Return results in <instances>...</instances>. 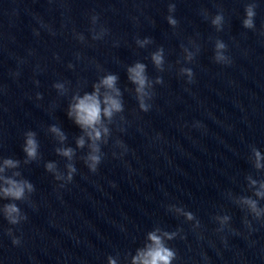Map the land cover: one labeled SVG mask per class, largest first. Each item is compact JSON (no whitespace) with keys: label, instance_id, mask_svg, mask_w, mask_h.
Masks as SVG:
<instances>
[{"label":"water","instance_id":"obj_1","mask_svg":"<svg viewBox=\"0 0 264 264\" xmlns=\"http://www.w3.org/2000/svg\"><path fill=\"white\" fill-rule=\"evenodd\" d=\"M248 2L0 0V156L23 161L28 130L37 133L41 153L39 160L20 168L36 191L31 203L17 201L28 216L15 226L22 236L19 246L5 233L10 225L0 216V264H107L110 254L117 264H131L157 224L169 231L184 229L186 239L169 242L178 253L174 264H264V225L254 222L256 230L249 235L244 212L227 196L229 191L251 194L246 191L248 173L264 176L249 160L250 146L264 152V0H257L255 29L242 25ZM169 3L176 4L175 29L166 19ZM93 10L109 29L100 41L91 40ZM220 11L225 23L218 32L211 17ZM74 29L88 37L86 44L74 38ZM137 37H152L154 43L139 48ZM217 38L228 45L230 65L213 59ZM192 39L200 51L187 62L180 45L195 51ZM161 45L164 72L150 59ZM137 60L148 66L150 77L164 80L155 86L153 107L146 113L128 91L134 86L126 67ZM181 66L193 68L194 83L179 75ZM101 68L119 76L126 130L113 126L96 173L78 158L87 150H78L77 173L60 187L63 182L45 169L48 161H57L62 171L66 163L56 154L58 143L48 127L59 125L73 147L80 129L67 116L71 92L59 96L53 84L71 81L73 89L81 84L92 91L104 74ZM37 92L43 99L36 98ZM117 138L128 146L122 157L112 155L122 151L113 147ZM169 204L192 211L201 228L170 212ZM218 213L231 215L238 232H216Z\"/></svg>","mask_w":264,"mask_h":264},{"label":"clouds","instance_id":"obj_2","mask_svg":"<svg viewBox=\"0 0 264 264\" xmlns=\"http://www.w3.org/2000/svg\"><path fill=\"white\" fill-rule=\"evenodd\" d=\"M258 3L257 0H249L245 5V16L242 20V25L246 29H255V17L257 15ZM176 4H168L167 22L174 29L178 27L179 21L175 17ZM205 18H208L207 10H204ZM225 16L222 11L217 12L211 17V24L216 30L222 31L224 28ZM89 29L92 41H100L108 35L109 29L100 24V16L95 10L90 15ZM44 22L41 21V27H44ZM51 31V29L49 28ZM74 38L81 44L88 42V37L83 33L73 30ZM35 34H40L39 29L35 30ZM55 35V32L52 33ZM195 51L185 44L180 47L183 51V58L187 62L194 61L196 55L200 51V45L195 39L190 40ZM136 45L139 48H146L154 43L152 37L136 38ZM77 59L80 58V53H77ZM59 58V57H57ZM150 59L156 70L164 72L166 57L163 45L159 46L150 54ZM213 59L218 64L230 65L233 61L228 54V45L224 40L217 38L214 44ZM180 60L177 64H181ZM69 68H75V64L69 63ZM97 67H100L97 65ZM171 67V66H169ZM148 66L139 60L126 67L127 79L134 86L128 89L134 92L138 103V108L141 112H149L153 104L155 86L163 84L162 76H156L154 79L148 74ZM101 71H104L101 68ZM181 77H186V82L192 84L195 82V72L193 68L181 66L178 69ZM19 75V72L15 73ZM39 85V80L35 81ZM86 83V82H85ZM71 81L58 80L53 84L59 96L68 95L71 92L70 100L67 107V116L80 129V134L75 137V147L70 146L68 135L57 124H51L48 131L53 135L58 143L55 152L60 157L65 158V170H61L57 161H48L45 163L47 172L53 174L56 181H62L59 186L64 187L67 183H71L77 173L75 160L77 159L78 150H87L83 152L78 158L84 162L86 167L92 173L99 170L105 153L103 146L108 145L113 136V126L119 131L123 132L126 129L123 123H126L124 93L119 87L118 74L104 71L93 84L92 91L83 90V85L78 84L74 89L70 87ZM36 98L43 99V94L36 93ZM195 126H201L197 122ZM114 148L122 149L117 153L113 151L112 155L124 156L128 152L127 144L117 138L113 144ZM40 144L37 139V133L33 130H28L24 133V144L22 150L25 154L23 161L13 157L0 156V201H8L0 203V216H2L10 225L5 229V233L11 237L12 243L19 246L22 243V236L16 235L17 228L15 226L21 225L28 220L26 212L20 207L17 201L22 203H31L32 194L36 191V187L28 178L24 177L20 170L21 164L28 165L33 161L41 158ZM249 160L257 172H264V152L255 145L250 146ZM246 179V191L251 194H236L231 191L227 193L228 198L237 205L243 212V224L247 228L249 235L256 229L254 222H259L264 225V176L259 179L255 178L252 173H248ZM168 210L174 212L177 216H182L188 222H193L194 229L201 228V221L196 215L187 210L183 206L176 204H169ZM214 220L218 223L216 232L223 233L226 229L232 232H238L232 224V217L229 214H217ZM184 229L178 227L175 230L169 231L157 224L151 231L147 232L145 243L142 247L136 249L135 255L131 257V264H174L178 259L177 250L169 245L170 241L177 237L186 239L183 234ZM225 244H227V237H222ZM107 264H117V259L114 255L107 256Z\"/></svg>","mask_w":264,"mask_h":264}]
</instances>
